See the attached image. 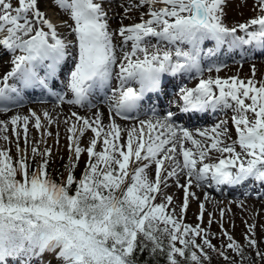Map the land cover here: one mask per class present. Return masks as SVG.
I'll return each mask as SVG.
<instances>
[{"label":"snow or ice","instance_id":"1","mask_svg":"<svg viewBox=\"0 0 264 264\" xmlns=\"http://www.w3.org/2000/svg\"><path fill=\"white\" fill-rule=\"evenodd\" d=\"M39 2L17 0L14 6L11 0H0V33H6L0 39V47L21 53L14 55L12 69L2 78L0 102L10 101L9 93L19 97L20 90L8 83L13 78L25 88L35 85L48 88L47 81L56 77L69 54L68 44L39 10ZM54 3L69 13L74 22L72 31L78 49L68 77V89L74 98L67 103L83 106L93 89L109 84L114 68H118L115 76L119 95L115 107H110L107 125L100 112L91 119L72 113L75 122L67 131L69 151L75 161L70 157L69 173L60 183L47 171L51 148L41 152L33 146L32 158L40 156L41 160L35 168L28 162V124L30 118L34 119V127L40 130V116L33 111L30 116L11 118L17 152L23 154L13 162L9 150L0 149V264H6L10 256L22 257L24 264H29L31 257L46 251L56 252V258L63 264H135V253L145 250L153 256L160 253L167 264H181L178 257L184 264H204L210 260L206 249L217 251L229 261V255L223 249H215L199 225L183 223L184 213L194 181L197 186L204 181L217 186H239L249 180L264 183V82L257 86L254 79L244 81L236 76L202 78L201 51L207 40L215 41L217 47L228 44L230 49L253 43L264 47V15L229 28L223 23L226 0H139L141 6L153 7L144 14L147 19L141 16L139 23L117 30L116 34L122 38V55L118 58L101 3L95 0H54ZM156 4L163 6L157 9ZM256 4L264 13V0H256ZM238 32L245 35H237ZM152 37L174 46L187 45L188 50L177 46L174 50L157 48L150 52L146 40ZM129 42L131 50L124 51ZM209 54L214 53L209 50ZM40 67L45 71L43 77L37 71ZM215 70L219 72L220 67ZM180 72H195L201 77L194 88L180 89L181 110L187 113L231 108L235 113L232 122L237 140L228 142L231 137L229 129L223 126L226 121L210 131H198L196 135L201 139H196L192 132L173 123L174 113L169 111L165 117L155 118L154 110V119L140 120L139 127L127 130L126 139L122 136L113 113L121 119H131L127 113L139 107L146 93L160 90L164 74L174 76ZM133 80L139 89L127 86ZM58 98L64 102L62 95ZM8 110L6 104L0 106V112ZM44 117L52 123L47 112ZM21 121L23 150L17 132ZM7 130L8 124L0 121V132ZM88 130L94 135L84 149L79 146L80 139ZM2 138L9 139L6 135ZM186 142L192 147H186ZM98 143H102L101 151H96ZM85 151L89 159L77 180L72 170ZM209 160L215 162H205ZM133 164L136 166L130 170ZM153 164L154 180L147 173ZM181 173L187 182L177 185L184 190L178 215L175 209H168L173 198L163 196L161 185L167 187V180ZM158 195L163 202L154 203ZM199 208L198 219L202 220L204 205ZM253 228L249 226V231ZM202 233L203 243L197 244L196 238ZM224 236L229 241L226 248L243 257L234 238L226 231ZM245 239L251 248H257L255 239L248 236ZM256 257L264 259V253L257 250Z\"/></svg>","mask_w":264,"mask_h":264},{"label":"rangeland","instance_id":"2","mask_svg":"<svg viewBox=\"0 0 264 264\" xmlns=\"http://www.w3.org/2000/svg\"><path fill=\"white\" fill-rule=\"evenodd\" d=\"M11 2L13 3L14 6H17V0H11ZM95 2L101 3L103 10L107 13L106 19L110 27L109 30H112V33L117 36L119 35L116 34V32L120 27L131 26L135 23H139L141 16H143L144 19H147L148 16L144 14L148 8L153 7L152 5L141 6L139 3V0H95ZM255 4H256V0H226V4L223 9L225 13V15L223 16V23L227 27L231 28L234 26H238L241 23H246L248 20L255 18L257 15H264V13L259 11L258 6H256L257 4L256 5ZM162 6L163 5L161 4H156L154 7L158 9ZM39 10L45 14V17L49 19L51 23H53L60 37L62 39H65L67 44L71 43V38L69 36L71 34L72 27H74V23H72L73 21L70 19L69 13L62 11L54 3V0H40ZM5 35L6 33H0V39H3ZM113 40H114V36H113ZM121 40L122 38L119 41L115 42V45L118 44L117 47L119 49V52L117 54L118 58L122 55V52L120 50ZM147 41H148L147 46L150 51L151 47L156 45V41L153 39V37L148 38ZM186 48L188 49V47H185L183 50H187ZM1 49L2 47H0V50ZM68 49L70 50L69 47ZM123 50L130 51L131 42H129L128 45L125 46ZM4 51H7V50H4ZM20 54L21 53L19 52V50H17L15 53H12L9 51L7 53L2 52L0 53V60L11 59L12 61L14 55H20ZM70 56L72 59L75 57L74 54ZM242 64L243 63H238L234 65L226 64L225 66L219 65L220 67L219 72L213 69L212 71H205L204 73L202 72V76L204 77L207 76L205 79L209 77L215 78L216 76H219L222 79L236 76L244 81H247L249 79H254L256 82H258L257 86H259L260 82H264V63L263 64L256 63L258 66H255V67L247 66L246 68H244ZM3 68H0V71ZM7 68L10 69L7 66L6 70H8ZM253 68L255 69L254 77H253ZM6 70L4 69L3 72H0V76L3 75V73ZM115 73L116 71H114V76H115ZM196 77L198 78L197 75L194 78ZM65 78L66 76L64 75V79ZM200 78L201 77L199 76L198 80H196L194 83H191V85L188 88L190 87L194 88L198 84ZM8 83L9 85L13 86L12 82L9 81ZM118 85H119L118 80L116 78L115 79L113 78V81H112L113 88L111 87L110 89L109 97L107 98V103L106 101L103 102L109 108L113 106V103L108 100L109 99L113 100L114 96L119 94L118 92L115 94L112 93L113 91H115L114 86H118ZM40 92L42 91L40 90ZM64 94L65 92L64 93L62 92V95ZM177 95L180 96V92H176L175 98L177 97ZM93 98H95L94 95H93ZM18 102L20 103L21 100H19ZM39 102H43V101H39ZM246 102H250V101H246ZM169 103H173V102H169ZM231 110L227 111L224 108V111H225L224 116L222 114L219 120V122H221L222 120H225L227 122L226 125L224 124L223 126L227 128L229 127L228 136L231 137V140L228 141L229 143H231V141H235L238 139L235 127L232 122V116L235 115V113L233 112V110L232 111ZM33 111L38 116H40L42 127L40 130H37L34 127V119L32 120L30 118L31 119L30 121L32 123L29 121L28 134H27L28 162L31 166L33 165L34 159L32 158V152H31V149L33 146L38 147V149L41 152L44 151L46 147L51 148L52 154L49 157V163L51 164V170L55 175L57 176L59 175L65 178L66 174L68 175L69 173L68 165L70 164V157L72 161H75L74 154L69 151V147H68L69 145L68 136L70 135V133L66 130V128H69L71 124L68 125V123H65L64 120L62 121L61 118H58V117L56 118V116H52V117L50 116L52 119V123H49L48 119L44 118V113H43L44 111L38 109V107H35V106L27 107L26 114L24 115L16 114L15 112L12 113V115L9 117V121L11 120L13 116H16V115H19L21 117L25 115L30 116L31 112ZM170 111L172 112L173 110H170ZM78 115L82 117L81 114H78ZM113 115L115 114L113 113ZM59 119L61 121H59ZM44 121L47 122L46 126L54 124L57 121V123L55 124L56 127H54L53 129L54 131L51 129L50 126L46 127L44 125ZM219 122L215 121V123L210 125V128L219 124ZM79 126L80 125L78 123V127ZM127 130L125 131L123 135L125 139L127 137ZM46 131L47 133L50 132L51 135H48ZM17 132L19 133V145H20V148L23 150L25 149L23 121H21L19 125L17 126ZM5 135L8 136L9 138L7 141H5L2 138ZM76 135L79 136V133L77 132ZM93 135L94 134L91 131H86L84 136L80 139L79 146L81 148L86 149L90 145V140L93 137ZM0 149L9 150V155L12 157L13 162L19 159V155L23 154V153L18 154L17 152V136L12 132V125L9 122H8L7 132H1L0 134ZM101 150L102 148L101 149L99 148V150L96 149V151H101ZM237 151H240L238 146H237ZM35 159L39 161L41 160V157L36 156ZM88 159L89 158L87 156L86 151L83 152L81 154L79 161L76 162V167L72 171L76 172L78 169H80L81 174H83V172L85 171V166H86V162L88 161ZM205 162L212 163L215 161L209 160ZM135 166L136 165L134 164L131 165L130 170L131 168H134ZM167 166H168V162H165V167ZM151 167L152 168L150 172L148 173V176H149V179L154 180L153 178H155V164H153ZM181 178H183L182 179L183 182H181L182 185H185L187 182V177L183 176ZM17 179L19 180L21 179V177L17 175ZM171 180L172 179L167 180L168 182L167 187H164L163 185H161V189H162L163 196H171L173 198L172 203L168 205V209L169 210L175 209L177 214L179 215L180 208L183 204L184 190L182 187L174 186L175 183L171 184ZM209 182L211 181H204L202 182V185H200L201 188L204 189V192L207 191L206 193H202L200 194V196L198 194L196 195L194 194L193 196L189 195L188 208L184 213L183 223L188 224L192 227H196L197 225H199L204 230V232L207 233V238L209 239L210 243L214 246L215 249H219L217 245L219 241L221 242L227 241L226 236H224L225 231L228 233V235H231L234 238V240L240 245V249L243 253V257L237 256L233 251L227 249V255H229V257L231 258L229 261H225L223 258L218 259L219 255L217 254V251L213 249H206L209 257H212L214 260L218 259V262L216 264H264V259H260L256 257L257 250L264 253V200L262 202L261 198H258L257 195L244 196V197H237L234 195H231L228 197H224L221 195L217 196L215 194H212L209 190H207V188L209 189L211 185L213 184V182L211 183ZM207 195L208 196L210 195V197L213 196L215 199H218V200L221 199L222 201H227V199L229 200V198L231 199L234 198V201L235 202L237 201V202L234 204L235 206L230 204L231 200L227 201L228 203L221 202V204L218 205V203H214L216 200H213V199L212 201L214 202L205 201V198L207 199L208 197ZM161 202H163V197L158 195L154 203H161ZM200 204L204 205L202 220L198 219V216L200 215V208H199ZM222 212H223V216L221 215ZM210 220H211V224H209ZM249 226H254L252 232L249 231ZM246 236L250 237L251 239H255L257 241L256 249H253L249 246L248 241L245 239ZM202 237H203V233L200 237L196 238L197 244L203 243ZM46 253L50 255L53 254V259L56 260L57 264H63L62 260H59L56 258V252L46 251Z\"/></svg>","mask_w":264,"mask_h":264},{"label":"bare ground","instance_id":"3","mask_svg":"<svg viewBox=\"0 0 264 264\" xmlns=\"http://www.w3.org/2000/svg\"><path fill=\"white\" fill-rule=\"evenodd\" d=\"M72 23H74V22H72ZM109 31L112 32V30H109ZM237 35L244 36L245 34L243 32H238ZM113 36H114V40H113L114 44H115L116 41H119L121 39L120 36H117L115 34H113ZM69 37L71 38V43L68 44V47L72 51V55L74 54V56L76 57L78 49L76 47L75 33L73 31H71V34H70ZM147 42L148 41L146 40V43ZM214 42L215 41L207 40L202 45V48L205 45L213 47L214 46ZM117 46H118V44L116 45V52L118 54L119 49H118ZM155 46H156L155 48L152 46L150 51H155L157 48H159V49H173L174 50V48L177 47V46L181 47L182 49L185 48V45H175L174 46V45L168 44L167 42H161V41H158V40H157ZM215 46H216V44H215ZM261 48H264V47H261ZM248 50H250V48H247V51ZM219 52H228L227 48L225 47V44L222 45V46H219V47H217L215 49L213 57L215 56V54H217ZM225 59H226L225 60L226 64H230V65L233 64L234 65V63H232L231 60H230L231 57H225ZM240 61H242V63H243L242 65H243L244 68H246L247 66H254V67L258 66L256 63H260V64L264 63V52H259L258 54H255V55L250 56V57L243 56L242 59H240ZM200 62H201V67L204 68V70H206V68L208 67L209 59L207 57L201 56ZM72 63H73V59H72ZM7 66L10 69H12L11 68V66H12L11 59H9V60H6V59L5 60H0V68L4 67L0 72H3L4 69L6 70ZM61 67H66V66H61ZM243 67H241V68H243ZM10 69L6 70L3 73V75L0 76V83L2 81L3 76L8 71H10ZM113 71H118V68H114ZM63 75H65V73H63ZM195 76H196V74H194L192 72H190V73L180 72V73H177V75H174V76L173 75L172 76H164L162 78V90H161L160 94L147 95L146 96V101H144L142 103V105H141V109L144 111V110H148L151 105L158 106V108H159L158 111H157L158 115L155 114V118H163V117H165L166 114H167V111L172 110V108H174V106H176V109L178 110L180 105H178L177 103H180L181 100L179 99L178 95L175 98L176 92H180L181 88H188L191 85V83H193L196 80L197 77L194 78ZM206 77L202 76V78H206ZM113 78L114 79L116 78V76H114V74H113ZM177 78H178V80H177ZM52 83L54 84L55 81H53ZM62 88L64 89V91H66L64 102H61L59 100V98H57L56 100L51 99L50 96L45 94V93H43V91H42L43 89L40 88L37 85L31 86V87H27V89L30 91V93H27L25 98L23 99L24 100L23 102H26V103L25 104H21V103L18 102L19 99L12 98L10 101H8V103H6V105H7L9 110L7 112H0V121H3V122L8 124L9 117L12 115V113L15 112L16 114L24 115V114H26L27 107L35 106V107H38V109L44 111L43 113L47 112L48 115L51 116V117L52 116H56V118L57 117L61 118L62 121L63 120L66 121L67 120L68 121V125H70L71 123L75 122V117L72 115V113H76L77 115L81 114L82 117L91 119V118L94 117V114L96 112H100L102 114V121H103L104 125H107V124L110 123V120H109L110 109L106 107V104L98 103L96 101H91L86 106H84V105L87 104V102H85L83 106L67 103V101L71 98V92L68 89V76H66V78L64 79ZM164 88H165V91L163 93ZM115 89H116V86H115ZM40 90L42 92H40ZM93 93L96 95L98 92H97L96 89H94ZM35 99H42L41 101H43V102H39V101L32 102V101H30V100H35ZM43 99H48V100H43ZM171 100L176 101L177 103L176 102L169 103V102H171ZM12 101H16V102L13 103ZM167 102H168V104H167ZM89 105H92V107H89ZM219 108L222 109V107H218L215 110H213V112L211 114H208L206 112H187V113L183 114L182 112H177L176 113L175 112L176 110L173 109V111H172V113H174L173 123L176 124L177 126H178V124H180L181 126H179V127L186 128L187 130H189L190 132L193 133V135H194V137L196 139H201V137L196 135V133L198 131H203V130L210 131L212 129V128H210V125L215 123V119H219V112L221 111V109H219ZM225 109L227 111L231 110V108H225ZM164 110H166V112H164ZM161 111H163V112L160 113ZM223 116H224V114H223ZM113 119L118 125H120V127L122 129V136H123L127 129H130L133 126L139 127V121L140 120L154 119V117H153V115H150V114H144V115H140L139 114L138 116L132 117L131 119H121L119 116L113 115ZM61 120L59 119V121H61ZM222 121H225V120H222ZM46 123L47 122L44 121V125L45 126H46ZM56 123H57V121L54 124L48 125L46 127L50 126L51 129L53 130L54 127H56V125H55ZM67 129L68 128H66V130ZM88 131H90V130H88ZM46 133H47V131H46ZM56 133H57V131H56ZM0 134H1V132H0ZM97 146H98L97 150H99V148L101 149L102 148L101 147L102 143H98ZM185 146L186 147H192V145H190L189 142H186ZM151 168L152 167H150L147 170V173L150 172ZM182 175L185 176L183 173H181L179 175V177L171 178L172 179L171 180V184L175 183L174 186H177L178 184L182 185V183H181V182H183L182 181L183 178H181V177H183ZM168 180H170V179H168ZM200 185H202V182H201ZM200 185L197 186L196 182L195 181L193 182L192 186L189 188L190 196H193L194 194L195 195L198 194L200 196V194L207 192V191L204 192V189H202ZM258 187H259V189L262 188V192H260V193L254 192V193H257V197L261 198V200L263 202V200H264V183L256 182V181H253V180L246 181L243 184H241L239 186H236L235 189L229 188L228 192L226 194H223L221 191H216V190H213V189H208L207 188V190H209L212 194H215L217 196L221 195V196H224V197H228V196L234 195V196H237V197H244L246 195L242 194L243 190L246 191V192H248L249 190L257 191ZM250 196H253V194H251ZM212 199L216 200V201L214 202V201H212ZM229 200H231V202H230L231 205H234L237 202V201L236 202L234 201V198L233 199L229 198ZM229 200L227 199V201H229ZM205 201L218 203V205L221 204V202L228 203L227 201H222L221 199L220 200L215 199L213 196L210 197V195L207 197V199L205 198ZM32 259H35V258H32ZM6 264H24V262H23V258L22 257L16 258L15 256H10V257L6 258ZM29 264H32V261H30Z\"/></svg>","mask_w":264,"mask_h":264},{"label":"trees","instance_id":"4","mask_svg":"<svg viewBox=\"0 0 264 264\" xmlns=\"http://www.w3.org/2000/svg\"><path fill=\"white\" fill-rule=\"evenodd\" d=\"M40 162V160L38 161L37 159H34L33 161V165H32V168H35L36 165ZM47 171L49 173V175L51 176V178L57 182V183H60L62 180H65L66 177H67V174L64 177L62 176H57L55 175L52 170H51V164L48 162V168H47ZM73 175L74 177L79 180L82 176L81 174V170L78 169L76 172H73ZM64 178V179H63ZM73 188H75V185H73ZM228 240L226 242H221L219 241L218 242V248L219 249H223L226 254H227V248H226V245L228 244ZM149 247H151V245H149ZM222 257L219 256L218 259H221ZM178 259H181V264H184L183 262V259L182 258H179ZM218 259H213L212 257H210V260L208 261H205L204 264H216L218 262ZM135 264H167V261H166V258L161 255L160 253H157L155 256L151 255L149 253L148 250H145L143 252H140V251H137L135 253Z\"/></svg>","mask_w":264,"mask_h":264}]
</instances>
